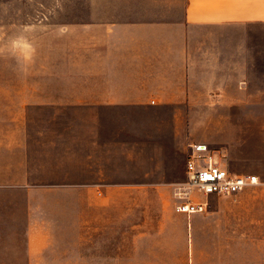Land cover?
I'll return each instance as SVG.
<instances>
[{
    "label": "crops",
    "instance_id": "0c3cea01",
    "mask_svg": "<svg viewBox=\"0 0 264 264\" xmlns=\"http://www.w3.org/2000/svg\"><path fill=\"white\" fill-rule=\"evenodd\" d=\"M95 13L81 22L78 85L38 102L50 109L39 135L48 142L45 159L32 162L38 168L31 171L23 160L20 180L7 183L88 194L165 188L174 183L168 158L186 145L185 112L264 109V0H118ZM160 110L174 112L167 133L153 130L162 119L152 114ZM75 201L80 217L73 230L86 232L80 245L55 242L56 227L70 225L67 215L55 217L57 209L68 214L70 197L26 199L16 242L23 247L0 250V264H168L169 247L160 245L128 244L127 251L111 245L108 260L102 251L108 246L84 240L93 232L87 218L93 208L101 211L96 224H104L102 203L91 195ZM0 226L9 232L6 222ZM158 226L153 232H167ZM127 232L136 237L147 230Z\"/></svg>",
    "mask_w": 264,
    "mask_h": 264
},
{
    "label": "rangeland",
    "instance_id": "374dc122",
    "mask_svg": "<svg viewBox=\"0 0 264 264\" xmlns=\"http://www.w3.org/2000/svg\"><path fill=\"white\" fill-rule=\"evenodd\" d=\"M116 1L0 0V225L6 222L9 231L0 232V250L23 247L16 244L21 240L17 234H22L26 223L20 203L47 197L55 202L71 198L72 204L65 206L68 214L61 215L57 209L55 217L67 215L70 225L61 222L56 227L55 242L80 245L78 236L86 232L73 230H79L73 224L80 217L75 199L91 195L102 203L104 224H96L101 211L93 208L87 216L91 221L88 229L93 232L84 240L89 245L108 246L102 250L108 260L111 245L127 251L128 244H141L168 246V264H264V109L185 112L182 135L186 145L168 158V176L174 183L165 188L101 189L88 194L87 190H36L7 183L22 174L23 160L31 171L38 168L32 162L45 159L48 142L39 135L47 131L50 109L38 102L57 94L60 87L78 85L81 22L97 10L102 15L104 7ZM19 37L32 46L28 60L12 47V41ZM173 113L154 112L152 116L162 120L154 122L153 130L167 133ZM165 117L167 125L163 123ZM193 144L206 145L216 161L221 159L234 171L258 174L260 182L234 194L205 196L198 189H188L184 169ZM186 192L193 200L207 201V210L190 215L177 212L175 207ZM2 210L6 215L1 219ZM159 223L167 232H153ZM129 228L147 232L129 237ZM124 256L126 261L127 252Z\"/></svg>",
    "mask_w": 264,
    "mask_h": 264
},
{
    "label": "built area",
    "instance_id": "2783aa9c",
    "mask_svg": "<svg viewBox=\"0 0 264 264\" xmlns=\"http://www.w3.org/2000/svg\"><path fill=\"white\" fill-rule=\"evenodd\" d=\"M260 178L255 173L237 172L224 164L206 145L193 144L192 151L186 159V184L189 188L198 189L203 195L234 194L248 186L258 184ZM186 197L177 203V212L188 215L206 211L208 203L205 200H193L188 192Z\"/></svg>",
    "mask_w": 264,
    "mask_h": 264
},
{
    "label": "clouds",
    "instance_id": "9594fccd",
    "mask_svg": "<svg viewBox=\"0 0 264 264\" xmlns=\"http://www.w3.org/2000/svg\"><path fill=\"white\" fill-rule=\"evenodd\" d=\"M12 47L14 49H18L25 60L31 58L33 51L32 46L23 37H19L16 40L12 41Z\"/></svg>",
    "mask_w": 264,
    "mask_h": 264
}]
</instances>
